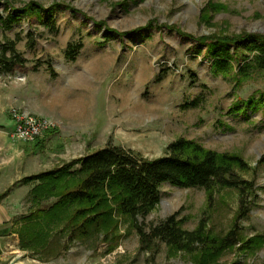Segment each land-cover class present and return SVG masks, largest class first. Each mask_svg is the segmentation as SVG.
I'll use <instances>...</instances> for the list:
<instances>
[{
    "label": "rangeland",
    "instance_id": "374dc122",
    "mask_svg": "<svg viewBox=\"0 0 264 264\" xmlns=\"http://www.w3.org/2000/svg\"><path fill=\"white\" fill-rule=\"evenodd\" d=\"M35 5L40 16L3 29L1 19ZM247 36L264 38V0H0V53L15 42L23 62L0 74V116L13 122L11 139L15 115L55 125L30 172L77 169L79 158L108 144L156 159L182 138L216 153L252 187L243 197L232 187H160V201L139 226L148 232L177 214L182 229H204L194 252L158 240L141 244L131 218L106 198L92 212L77 213L88 204H72L47 253H32L18 235L30 202L18 197L0 264L17 255L24 264H264V70L252 66L244 75L236 60L228 73L217 72L207 52L212 42ZM74 213L69 226L101 217L67 244L68 229L59 230ZM228 236L235 243L222 247Z\"/></svg>",
    "mask_w": 264,
    "mask_h": 264
},
{
    "label": "trees",
    "instance_id": "16d2710c",
    "mask_svg": "<svg viewBox=\"0 0 264 264\" xmlns=\"http://www.w3.org/2000/svg\"><path fill=\"white\" fill-rule=\"evenodd\" d=\"M37 8L39 7L36 5L31 6L26 12L15 11L1 19L3 29L10 30L22 17H30L31 14L40 16ZM82 46V42L75 46L70 45L65 51L66 57L74 59ZM239 51H245L246 57L240 58L237 55ZM207 52L212 59V67L217 72L228 73L236 60L240 73L244 75L247 68L252 66L264 70V38L247 36L234 42L215 41L207 46ZM20 63L23 62L15 51V42L9 41L3 45L0 53V74L13 72ZM241 64L246 66L242 69ZM263 99L260 98L258 103L264 104ZM256 103L253 102V105ZM167 151L168 154L163 157L145 159L130 149L108 144L79 158L76 161L77 169H73V164H62L56 169L24 178L23 183L31 187L27 194L30 209L22 218L18 234L22 248L33 249L32 253H47V242H50L51 234L62 223L63 218L67 217L68 208L72 204L87 203L88 207L78 210L77 213L92 212L103 205L102 201H106L104 199L109 198L114 203V209L131 218L141 244L158 240L179 251H196L203 239V227L192 231L182 229L177 214L167 217L148 232L139 226L138 218L147 216L160 201V187L164 183L180 188L205 190L232 187L238 189L242 197L252 187L249 182L239 179L230 164L223 160L220 162L216 153L203 149L193 141L180 138L171 142ZM229 160L238 162V158ZM242 211L246 210L242 208ZM77 213L59 230V234H63L68 229L67 244L76 240L78 231L84 232L86 223L97 224L98 217H101L96 213L79 226H69ZM227 240L228 243L222 247L235 243L234 238L229 236Z\"/></svg>",
    "mask_w": 264,
    "mask_h": 264
},
{
    "label": "crops",
    "instance_id": "0c3cea01",
    "mask_svg": "<svg viewBox=\"0 0 264 264\" xmlns=\"http://www.w3.org/2000/svg\"><path fill=\"white\" fill-rule=\"evenodd\" d=\"M0 83L3 85L2 80ZM0 107H2L1 102ZM12 127L11 120L0 116V261L2 262L7 255V231L8 228L11 229V220L20 205L18 197L27 195L30 190V187L21 180L41 173L30 172L33 171L31 157L38 154V151L44 150L45 141L51 135L46 133L35 143L21 144L10 138L8 132Z\"/></svg>",
    "mask_w": 264,
    "mask_h": 264
},
{
    "label": "built area",
    "instance_id": "2783aa9c",
    "mask_svg": "<svg viewBox=\"0 0 264 264\" xmlns=\"http://www.w3.org/2000/svg\"><path fill=\"white\" fill-rule=\"evenodd\" d=\"M14 118L15 127L11 133V137L22 143H33L55 127L53 123L45 118L30 114L15 115Z\"/></svg>",
    "mask_w": 264,
    "mask_h": 264
},
{
    "label": "water",
    "instance_id": "95a60500",
    "mask_svg": "<svg viewBox=\"0 0 264 264\" xmlns=\"http://www.w3.org/2000/svg\"><path fill=\"white\" fill-rule=\"evenodd\" d=\"M21 255H17L9 262V264H24L23 262L20 261Z\"/></svg>",
    "mask_w": 264,
    "mask_h": 264
}]
</instances>
